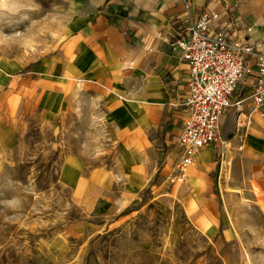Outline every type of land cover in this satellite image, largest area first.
Masks as SVG:
<instances>
[{"label":"crops","instance_id":"crops-1","mask_svg":"<svg viewBox=\"0 0 264 264\" xmlns=\"http://www.w3.org/2000/svg\"><path fill=\"white\" fill-rule=\"evenodd\" d=\"M59 4L57 47L25 63L0 64V123L12 138L25 118L71 121L96 136L97 146L106 140L112 158L91 165L72 153L61 169L64 186L97 219L118 218L156 181L152 194L175 196L210 241L237 239L247 227L264 231V117L245 86L233 98L242 103L221 121V140L197 152L184 181L177 180L184 115L176 97L187 92L188 66L173 46L191 11L215 16L211 30L264 54V0ZM249 65L256 69L255 60Z\"/></svg>","mask_w":264,"mask_h":264},{"label":"rangeland","instance_id":"rangeland-1","mask_svg":"<svg viewBox=\"0 0 264 264\" xmlns=\"http://www.w3.org/2000/svg\"><path fill=\"white\" fill-rule=\"evenodd\" d=\"M60 10L59 0H0V64L55 49ZM8 127L0 123V264H264V231L210 241L172 195L151 192L126 217L95 218L61 169L72 153L91 165L112 158L107 141L97 146L71 121L23 118L13 138Z\"/></svg>","mask_w":264,"mask_h":264},{"label":"built area","instance_id":"built-area-1","mask_svg":"<svg viewBox=\"0 0 264 264\" xmlns=\"http://www.w3.org/2000/svg\"><path fill=\"white\" fill-rule=\"evenodd\" d=\"M215 17V16H214ZM213 16H189L179 24L173 46L181 49L187 64V92L176 97L184 115L176 145L183 149L177 163L179 182L184 181L197 152L221 140V121L228 110L240 105L243 86L250 91L256 111L264 117V54L246 41L232 42L230 32L213 31ZM255 26L247 29L252 32ZM255 60L256 69L251 64ZM175 105V106H176Z\"/></svg>","mask_w":264,"mask_h":264},{"label":"trees","instance_id":"trees-1","mask_svg":"<svg viewBox=\"0 0 264 264\" xmlns=\"http://www.w3.org/2000/svg\"><path fill=\"white\" fill-rule=\"evenodd\" d=\"M156 188V181H154L152 183V185L145 191L141 192L139 194L141 200L140 203L136 206H131L128 209L124 210L119 216L118 219L122 218V217H126L128 215H130L132 212L137 211L138 209H140V207L142 206V203L147 199V194L151 193L154 189Z\"/></svg>","mask_w":264,"mask_h":264}]
</instances>
